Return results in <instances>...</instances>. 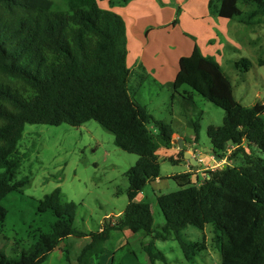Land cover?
<instances>
[{"label": "trees", "instance_id": "trees-1", "mask_svg": "<svg viewBox=\"0 0 264 264\" xmlns=\"http://www.w3.org/2000/svg\"><path fill=\"white\" fill-rule=\"evenodd\" d=\"M101 1L0 0V231L7 226L12 200L26 185L15 177L25 125L80 127L93 120L114 135L116 146L139 159L127 173V208L90 235L78 264L103 255L111 233L124 230L153 240L174 236L187 262L194 263L206 247L185 240L182 231L189 226L203 231L209 225L222 264H264V104L246 107L238 102L222 65L199 47L180 59L174 92L188 86L185 99L192 105L198 94L225 111L223 125L209 127L207 134L215 157L229 163L207 169L198 182L192 172L172 176L180 189L157 197L165 225L156 234L151 206L137 198L161 177L158 151L172 147L174 128L134 100L126 24L102 8ZM240 3L254 10L243 12ZM243 13L240 23L264 22V0H222L218 11L229 20ZM258 65L264 66V60ZM252 66L248 59L236 64L245 72ZM191 125L198 141L200 124ZM178 156L182 159L183 151ZM60 196L56 189L31 202L37 204L36 214L50 213L55 220L35 225L31 247L16 257L0 254V264H44L65 239L87 236L75 230L73 207L61 205ZM20 217L25 218V211ZM153 240L146 247L151 264L157 258Z\"/></svg>", "mask_w": 264, "mask_h": 264}, {"label": "rangeland", "instance_id": "rangeland-1", "mask_svg": "<svg viewBox=\"0 0 264 264\" xmlns=\"http://www.w3.org/2000/svg\"><path fill=\"white\" fill-rule=\"evenodd\" d=\"M167 5V17L173 18L170 27L177 26L181 33H186L188 38L198 41L197 36L191 33L194 28V25L191 26L193 12L177 0L167 2ZM239 6L245 12L254 7L243 6L241 3ZM215 7L214 2L212 9ZM244 15L243 13L235 17L229 35L232 41L239 44L238 48L236 47L238 50L233 44L228 43L230 44L228 48L226 47L225 51L221 50L219 63L235 88L238 102L243 106L252 107L258 103L264 104V66L258 65L259 59L264 60V22H258L259 24L253 26L239 23ZM217 38L222 40L221 35ZM142 42H145L144 38ZM138 44L137 49L142 50V44L140 42ZM209 49L219 50V46L211 43ZM143 52L144 63L156 61V53L151 50ZM189 52H186L185 56ZM215 58L217 59V56ZM242 59L252 62L253 66L249 72L236 67ZM137 72L138 74L130 77L134 100L146 106L157 120L164 121L174 130L184 133L188 144H191L190 148L210 157V152H204V149L212 148L207 131L211 126L223 125L225 111L198 94L195 96V104L192 105L185 99L188 95L184 91L190 90L188 86L182 87L176 93L173 85L156 84L151 78L147 79L141 74V69ZM195 121L200 124L198 141L195 140L194 128L190 126ZM150 127L152 131L158 133L155 128ZM18 149L15 177L16 181L26 182V185L23 194L16 195L15 200H12L7 226L5 230L0 231V254L16 257L23 249L31 247L33 243L31 235L32 230L36 228L35 225L38 227L55 220L50 213L36 214L37 204L31 202L41 201L56 189H60V204L73 207L74 228L87 236L65 239L48 256L44 264H77L82 249L91 240L90 235L99 232L106 217L113 220L122 215L127 208L129 203L127 173L137 163L139 157L116 146L114 135L93 120L80 127L67 124L60 126L26 124ZM159 155L162 157L160 159L162 181L148 183L137 198V201L151 206L153 229L156 234L165 225V217L158 205L157 197L178 191L180 187L172 176L184 174L189 170L184 162L170 160L167 151L161 150ZM207 162L205 159L204 167ZM198 181L194 179V182ZM21 197L24 200H20ZM28 198L30 202H27ZM21 211H25L24 219L20 217ZM182 236L189 242H200L206 247L194 263L187 262L174 236L166 241L153 240L144 233L132 234L125 230L111 233L105 245L107 255L101 260V264H151L146 247L152 240L155 242L153 248L155 246L154 253L157 256L154 264H222L221 253L211 225L203 231L189 226L182 231Z\"/></svg>", "mask_w": 264, "mask_h": 264}, {"label": "crops", "instance_id": "crops-1", "mask_svg": "<svg viewBox=\"0 0 264 264\" xmlns=\"http://www.w3.org/2000/svg\"><path fill=\"white\" fill-rule=\"evenodd\" d=\"M170 1L171 0H102L100 2L102 8L113 11L122 17L127 26L129 52L128 67L131 76L136 73L138 74L137 71L141 69V74H144L147 79L151 78L153 82L159 85H173L179 72L180 59L190 56L196 47H199L205 56H212L214 58L217 56L218 60L215 59L219 62L222 49L225 51L226 47L228 48L230 44H233L234 48H238L239 46V44L232 41L229 36L234 19L227 20L221 18L218 14L219 5L222 0H177V2H180L181 5L189 8L193 12V15H191V26L194 25V28L191 33L197 36L198 41L188 38L186 33H181L177 29V26L170 27L173 18L172 16L167 17L166 11L168 7L167 2L170 3ZM214 2L216 3V7L212 9V4ZM242 5L250 6L245 4ZM253 10L254 7L246 13ZM176 22H178V19ZM238 22L240 23V21ZM218 35L222 36V40L217 38ZM143 38L145 42H142ZM148 38L150 40H148ZM246 41L247 40L244 42L245 44ZM139 42L142 44V50L137 49ZM211 43L219 46V50L209 49ZM237 48L236 50H238ZM148 50L156 53V61L154 63H144V56H142V54L144 53L143 51ZM188 51H190L189 54L185 56V53ZM139 55L140 57H138ZM139 58L142 59L138 61ZM142 78L144 79V77ZM181 142L183 144V149H180L179 146ZM172 143L173 145L170 149H160L159 151L165 150L169 158H173L174 161L184 162L189 167L188 172L194 173L193 181L194 179L202 181L204 179L203 173L207 170L206 167L198 163V157H204V159L208 160L207 163L210 164L213 162L217 163L221 160L215 157L212 148L209 150L204 149V152L211 153L210 157H207L204 153L194 151L190 148L191 144H188L187 136L178 130H174ZM181 151H183V159L178 158ZM175 156H177V158H175ZM159 157L162 159L161 155H159ZM160 178L153 182H161L162 180ZM106 219L112 220V218L109 217H106ZM106 255L107 253L105 251L104 254L98 258L92 257L89 264H101V260L105 258ZM96 258L98 261H96Z\"/></svg>", "mask_w": 264, "mask_h": 264}, {"label": "built area", "instance_id": "built-area-1", "mask_svg": "<svg viewBox=\"0 0 264 264\" xmlns=\"http://www.w3.org/2000/svg\"><path fill=\"white\" fill-rule=\"evenodd\" d=\"M234 150V148L232 147V148H230L229 150H228V156L232 153V151ZM198 163L200 164V165H204V163H205V159H204V157H200L199 159H198ZM229 163V161H228V158H224V159H221L219 162H213L212 164H210V163H208V164H205L206 166V169H216V168H222V167H225L227 164Z\"/></svg>", "mask_w": 264, "mask_h": 264}, {"label": "water", "instance_id": "water-1", "mask_svg": "<svg viewBox=\"0 0 264 264\" xmlns=\"http://www.w3.org/2000/svg\"><path fill=\"white\" fill-rule=\"evenodd\" d=\"M179 146H180V149H183V144H182V142L179 143Z\"/></svg>", "mask_w": 264, "mask_h": 264}]
</instances>
